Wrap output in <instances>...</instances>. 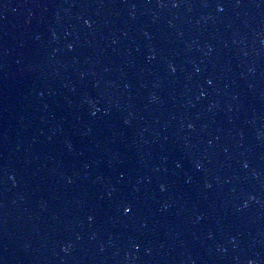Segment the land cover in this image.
<instances>
[{
  "label": "water",
  "instance_id": "95a60500",
  "mask_svg": "<svg viewBox=\"0 0 264 264\" xmlns=\"http://www.w3.org/2000/svg\"><path fill=\"white\" fill-rule=\"evenodd\" d=\"M249 261L264 0H0V264Z\"/></svg>",
  "mask_w": 264,
  "mask_h": 264
},
{
  "label": "snow or ice",
  "instance_id": "6c2138e0",
  "mask_svg": "<svg viewBox=\"0 0 264 264\" xmlns=\"http://www.w3.org/2000/svg\"><path fill=\"white\" fill-rule=\"evenodd\" d=\"M221 10H223V8H221ZM211 83V81H209ZM125 212H131L132 208L130 206H126L124 209Z\"/></svg>",
  "mask_w": 264,
  "mask_h": 264
},
{
  "label": "clouds",
  "instance_id": "9594fccd",
  "mask_svg": "<svg viewBox=\"0 0 264 264\" xmlns=\"http://www.w3.org/2000/svg\"><path fill=\"white\" fill-rule=\"evenodd\" d=\"M249 264H255V262L254 261H249Z\"/></svg>",
  "mask_w": 264,
  "mask_h": 264
}]
</instances>
